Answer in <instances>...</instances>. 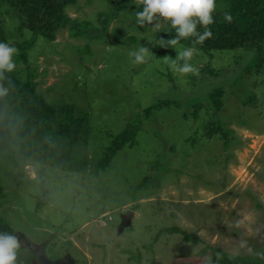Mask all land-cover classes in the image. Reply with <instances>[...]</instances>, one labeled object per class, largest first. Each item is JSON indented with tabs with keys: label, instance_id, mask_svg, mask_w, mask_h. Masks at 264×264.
I'll list each match as a JSON object with an SVG mask.
<instances>
[{
	"label": "rangeland",
	"instance_id": "374dc122",
	"mask_svg": "<svg viewBox=\"0 0 264 264\" xmlns=\"http://www.w3.org/2000/svg\"><path fill=\"white\" fill-rule=\"evenodd\" d=\"M140 5L77 0L65 14L102 34L76 38L62 28L53 42L39 39L29 63L16 67L23 79L33 69L37 94L49 105L73 107L86 125L66 170L21 154L14 162L0 160V223L36 248L46 243L50 261L219 264L217 250L264 264V65L249 67L254 49H199L196 37L176 45L173 55L155 57L159 47L149 41L175 33L165 22L137 25ZM22 26L15 7L3 3L0 32L10 44L31 37ZM140 45L154 55L134 64L129 53ZM186 48L194 50L189 62L198 75L181 76L171 67ZM217 89L224 93L215 110L209 95ZM211 124L223 125L227 141L208 136ZM129 125L138 126L136 142L98 170ZM127 212L134 213L131 225L118 233ZM182 233L199 242H185ZM18 240L28 255L25 239ZM38 250H30L34 264Z\"/></svg>",
	"mask_w": 264,
	"mask_h": 264
},
{
	"label": "trees",
	"instance_id": "16d2710c",
	"mask_svg": "<svg viewBox=\"0 0 264 264\" xmlns=\"http://www.w3.org/2000/svg\"><path fill=\"white\" fill-rule=\"evenodd\" d=\"M76 1L0 0V7L3 3L15 7V12L23 24L22 27L31 31L29 39L11 44L18 49L17 55L13 58L16 67L22 63H29V52L39 39L53 42L62 28H68L71 37L76 38L86 36L89 39L91 36L102 34L92 23L68 18L64 9L69 5H75ZM218 1L222 6L216 5L212 13L215 22L208 26L212 35L204 39L203 43L198 42V48L219 51L254 49L256 57L249 67L255 70L261 69L264 65V0ZM137 10L141 11L142 5ZM225 13L231 15V22L224 19ZM99 25L102 31H106L104 30L106 25ZM197 26L201 31L200 34H203L206 29ZM170 36L168 39L174 37L173 34ZM0 42L9 43L2 32H0ZM180 43L191 45L188 39H182ZM154 53L155 57H165L173 55L174 48H157ZM26 71L28 79H23L19 71L15 70L7 74L12 82L11 85L8 81L3 82L8 91L6 95L0 96V160L14 162L15 157L21 154L28 159L38 157L40 159L37 160L42 163L47 161L66 170L70 148L80 140L86 125V117L76 114L71 106L49 105L36 92V84L33 82L34 70L27 67ZM223 93L224 90L217 89L209 95L215 110L220 109V98ZM150 111L151 109H147L145 113L149 114ZM136 127L138 126L129 125L121 134L114 137L111 145L105 150L104 157L98 163V170H105L118 150L136 142ZM214 135H220L226 141L229 136L221 124L218 126L211 124L208 136ZM0 231L16 233L15 229L5 221L0 223ZM169 232L177 233L179 230L171 229ZM182 235L185 242L194 244L199 242V239L193 235L185 233ZM23 251L19 249L17 264H34L32 252L29 251L28 255H24ZM218 252L214 251L219 256V264H249L244 262V259L230 258Z\"/></svg>",
	"mask_w": 264,
	"mask_h": 264
},
{
	"label": "clouds",
	"instance_id": "9594fccd",
	"mask_svg": "<svg viewBox=\"0 0 264 264\" xmlns=\"http://www.w3.org/2000/svg\"><path fill=\"white\" fill-rule=\"evenodd\" d=\"M131 2L137 6V0H131ZM139 4L142 5V10L135 12L137 25L140 27L152 25L153 28H159L160 23L165 22L174 30V37L168 40L163 38L156 40L155 38L153 41H149L154 42L155 47L174 48L182 39L190 37H196V42L203 43L204 39L212 35L208 26L215 22L212 13L216 8V0H139ZM224 19L231 22L232 17L225 13ZM197 25L206 29L203 34L197 32ZM193 51L192 48H186L176 52V56L171 62V67L175 73L181 76L199 74V69L189 62L192 59ZM17 53L18 49L15 46L7 42H0V96L6 95L8 91L3 82L8 81L10 85L12 83L7 74L12 73L16 68V62L13 58ZM129 55L133 58L134 64H142L154 54L149 47L140 45ZM180 60L184 61L182 65L177 63ZM17 237L25 239L24 241L27 242L20 233L16 236L13 232L0 231V264H17L20 249V241ZM32 245L31 249H39L45 248L47 244L44 243L38 248L35 247L37 245ZM31 249L26 248L28 251Z\"/></svg>",
	"mask_w": 264,
	"mask_h": 264
},
{
	"label": "water",
	"instance_id": "95a60500",
	"mask_svg": "<svg viewBox=\"0 0 264 264\" xmlns=\"http://www.w3.org/2000/svg\"><path fill=\"white\" fill-rule=\"evenodd\" d=\"M133 214H134L133 212H127L125 215H122L121 224L118 228V233H122L125 228L130 227ZM26 245H27L26 246L27 249H31V247L33 246L31 242L30 243L26 242ZM38 262L39 264H72L73 263V261L69 257L68 258L66 257L65 259L60 261L48 260L45 255L44 248H42L41 250V255L38 257Z\"/></svg>",
	"mask_w": 264,
	"mask_h": 264
},
{
	"label": "flooded vegetation",
	"instance_id": "af4514ba",
	"mask_svg": "<svg viewBox=\"0 0 264 264\" xmlns=\"http://www.w3.org/2000/svg\"><path fill=\"white\" fill-rule=\"evenodd\" d=\"M41 249H42V247H41V248H39V250H38L37 252H35V253H36V256H37L38 252H40V251H41Z\"/></svg>",
	"mask_w": 264,
	"mask_h": 264
}]
</instances>
